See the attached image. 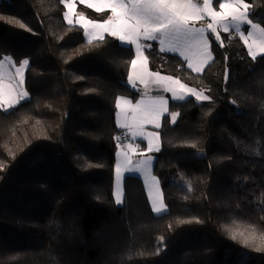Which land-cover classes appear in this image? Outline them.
Returning <instances> with one entry per match:
<instances>
[{"label": "trees", "instance_id": "obj_1", "mask_svg": "<svg viewBox=\"0 0 264 264\" xmlns=\"http://www.w3.org/2000/svg\"><path fill=\"white\" fill-rule=\"evenodd\" d=\"M245 2L264 27V0ZM65 11L62 0H0V59L30 61V98L0 109V264H264V54L253 59L232 31L221 47L210 35L214 59L197 74L157 43L146 49L153 71L211 97L170 101L180 115L159 130L168 211L157 214L137 175L114 200L125 132L115 103L142 95L126 82L134 49L109 35L89 44Z\"/></svg>", "mask_w": 264, "mask_h": 264}, {"label": "snow or ice", "instance_id": "obj_2", "mask_svg": "<svg viewBox=\"0 0 264 264\" xmlns=\"http://www.w3.org/2000/svg\"><path fill=\"white\" fill-rule=\"evenodd\" d=\"M62 2L68 9L63 13V17L72 25L74 0ZM80 2L86 3L87 7L94 9L96 13H109L101 20L88 19L83 12L79 13L78 24L83 29V35L88 43L91 44L94 40L103 41L107 34L116 38L122 45H128L130 48L134 46L135 58L130 61L131 68L126 82L133 87H136L137 81L144 85V96L135 104L124 97H119L115 103V107L119 109L117 113L119 127L126 130L130 140L127 145L121 147L119 153L123 157V162L116 165L115 203L121 205L123 202L121 187L123 175L136 173L143 178L152 210L157 214L166 213L167 207L163 203L159 181L151 171L153 157L145 154L161 150L159 143L154 144V141H159L160 133L149 132L146 128L151 125L159 129L161 119L165 116L170 117V122L174 124L180 114L169 111V101L164 96L150 95L149 86L151 84L157 90L162 89L171 93L173 102H186L189 98L204 102L211 101V97L182 83L178 77L161 76L160 72H150L148 57L144 52L152 45L143 41H159L161 52L179 53L187 62L188 69L199 74L204 71V66L214 59L209 50V34L214 37L217 46L221 47L218 28L228 33L234 27L239 38L247 46L248 54L255 59L258 53L264 54V27L254 24L249 19L250 6L245 0L223 2L216 0L220 11L213 8V0H80ZM206 17L211 19L210 23L195 26L196 22L203 21ZM244 25L250 26L253 30L245 35L241 30ZM20 27L24 26L21 24ZM13 67L12 57L4 56L0 59V109L6 113L21 101L29 99V93L22 86L25 69L30 67V61L23 59L19 67H14V71L9 70ZM169 82L178 87L172 86ZM137 138L147 141L146 149L139 150V144L134 143ZM120 139L116 137L117 142ZM3 167L4 165L0 164V168ZM240 237H243L242 243L245 245H249L255 239L254 234L245 236L243 232L239 234L231 232L233 240Z\"/></svg>", "mask_w": 264, "mask_h": 264}, {"label": "rangeland", "instance_id": "obj_3", "mask_svg": "<svg viewBox=\"0 0 264 264\" xmlns=\"http://www.w3.org/2000/svg\"><path fill=\"white\" fill-rule=\"evenodd\" d=\"M220 2H223V0H220ZM246 3V2H245ZM79 4H84V5H87L86 3H81L80 2V0H74V3H73V12L71 13V18L73 19V24H77V25H79L78 24V20H79V13H81V12H79L78 11V5ZM248 4V3H247ZM249 5V4H248ZM250 6V5H249ZM213 8L216 10V11H220V9H219V7H218V4H217V2H216V0H213ZM68 9H67V7H66V11H67ZM251 12H252V9H251V7H249V19L250 20H252V22L254 23V24H258V25H260L261 27H263L260 23H258V22H256V21H254L253 19H252V17H251ZM85 15V14H84ZM85 17L86 18H88V19H90L89 17H87L86 15H85ZM67 21V20H66ZM211 22V19L210 18H208V17H206L203 21H199V22H197L196 23V25L195 26H197V27H200V26H202V25H206L207 23H210ZM242 31H244V33H245V35L249 32V31H252L253 29L250 27V26H247V25H244V26H242V29H241ZM230 31H232L234 34H235V36H237V37H239L238 35H237V32H236V30H235V28L233 27V28H231L230 29ZM218 32L221 34V32H223V29L222 28H218ZM105 35H107V34H105ZM134 49V48H133ZM259 55H262L261 53H258V55L257 56H259ZM8 56H10V55H8ZM148 56V55H147ZM10 57H12V59H13V62H14V67H19L20 66V62H18L17 60H16V58L15 57H13V56H10ZM135 58V57H134ZM148 59H149V57H148ZM150 63V62H149ZM6 67H8L7 65H6ZM14 67L13 68H9V70H11V71H14ZM25 71H26V69H25ZM25 73H24V84H23V89L24 90H26L27 92H28V90H27V88H26V85H25ZM170 76V75H169ZM173 77V76H172ZM6 83L8 82L7 80L5 81ZM182 83H184L183 81H181ZM184 84H186V83H184ZM172 86H175V84H172ZM189 86V85H188ZM189 87H192V86H189ZM193 88H195V89H197V91H203L204 92V94L205 95H207V93L204 91V90H202V89H199V88H196V87H193ZM157 90V89H156ZM160 90H162V89H160ZM154 91V90H153ZM29 93V92H28ZM172 95V94H171ZM29 98H30V94H29ZM150 132V131H149ZM130 142V140H128V143ZM135 144H139L138 142H134ZM156 143H159L158 141L156 142V141H154V144H156ZM125 150H127V149H125ZM139 150H142V149H140L139 148ZM138 150V151H139ZM121 152V148L118 150V152H117V157H120L121 155H119V153ZM155 152H150V153H145L146 155H151L152 157H153V161H152V166H151V171H152V175H154L157 179H158V181H159V186H160V190H161V192H162V198H163V203H164V205H166V203H165V201H164V196H163V190H162V180L160 179V177H159V175H157L156 173H155V171H154V168H155V161H156V156H155V154H154ZM123 158V157H122ZM136 159V157L134 156L133 157V160H135ZM123 162V159H122V161H120L119 163H122ZM133 174H136V173H133ZM127 174L125 173L124 175H123V177H122V179H121V187H122V190H123V202H124V181H125V176H126ZM132 175V174H131ZM138 176L139 177H141L142 178V176L140 175V174H138ZM143 179V178H142ZM180 179L182 180V181H184V178L183 177H180ZM145 188H146V186H145ZM147 189V188H146ZM115 192H116V172H115ZM122 202V203H123ZM166 207H167V211H168V206L166 205Z\"/></svg>", "mask_w": 264, "mask_h": 264}, {"label": "crops", "instance_id": "obj_4", "mask_svg": "<svg viewBox=\"0 0 264 264\" xmlns=\"http://www.w3.org/2000/svg\"><path fill=\"white\" fill-rule=\"evenodd\" d=\"M197 23V22H196ZM210 35L211 34H209L208 35V39H209V50L211 51V53H212V56H213V52H212V42H211V37H210ZM143 43H150V44H152V43H157V44H159V41H143ZM128 46V45H127ZM133 48H134V46H132ZM167 52H169V51H167ZM173 53H177V52H173ZM177 54H179V53H177ZM144 55H146L147 56V53H146V50H145V52H144ZM180 55V54H179ZM191 55V54H190ZM148 57V56H147ZM194 59V63H195V60H196V58L194 57L193 58ZM211 62V61H210ZM209 62V63H210ZM208 63V64H209ZM207 64V65H208ZM207 65H205L204 66V69L206 68V66ZM148 69H149V71L150 72H155V71H153L152 69H151V67H150V63H149V59H148ZM27 70V69H26ZM25 74H26V71H25ZM161 74V76H169L168 74H164V73H160ZM171 76V75H170ZM173 77H175V76H173ZM170 84H172V82H169ZM129 84V83H128ZM132 88H134L135 90H140L141 92H142V95H140L135 101H133L131 98H129V97H124L126 100H131L132 101V103L133 104H135L137 101H139L140 99H141V97L142 96H144V85H142V84H140L139 83V81H137V84H136V87H133L131 84H129ZM150 95H152V96H156V95H162V96H164L165 97V99H167L168 101H169V103H168V108H169V111H170V101L172 100L171 99V93H168V92H164L163 90H156V88L154 87V86H152L151 84H150ZM174 87H178L177 85H175ZM154 90V91H153ZM125 107L127 108L128 106L127 105H125ZM118 112H119V109H118ZM164 118L165 117H163L162 119H161V127L159 128V129H157V128H155V127H153V126H151V125H149V126H147V128H146V130L147 131H158L159 132V130L162 128V125H163V120H164ZM117 123H118V117H117ZM118 126H119V124H118ZM125 130V129H124ZM125 132H126V130H125ZM134 142H138L139 143V148L140 149H142V150H144V149H146V147H147V141L146 140H141V139H139V138H137ZM144 142V143H143ZM157 142V141H156ZM159 146L161 147V138L159 137ZM145 144V145H144ZM122 156H120V157H117V163H116V165L120 162V161H122ZM156 159V158H155ZM156 162V161H155ZM127 175H131V174H129V173H126ZM126 175V176H127ZM132 175H137L138 176V174H132ZM125 176V177H126Z\"/></svg>", "mask_w": 264, "mask_h": 264}, {"label": "built area", "instance_id": "obj_5", "mask_svg": "<svg viewBox=\"0 0 264 264\" xmlns=\"http://www.w3.org/2000/svg\"><path fill=\"white\" fill-rule=\"evenodd\" d=\"M120 138H121L120 141L117 142L120 147L125 146V145L128 144L129 137H128V135H126V132H123L120 135Z\"/></svg>", "mask_w": 264, "mask_h": 264}]
</instances>
